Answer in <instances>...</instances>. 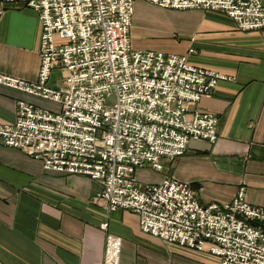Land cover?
<instances>
[{
	"label": "built area",
	"instance_id": "2783aa9c",
	"mask_svg": "<svg viewBox=\"0 0 264 264\" xmlns=\"http://www.w3.org/2000/svg\"><path fill=\"white\" fill-rule=\"evenodd\" d=\"M15 3L35 11L41 23L38 77L26 82L0 73V84L58 106L19 100L15 121L0 123V145L22 151L45 171L100 182L97 202L109 213H135L143 233L207 251L221 264H264V207L246 201L244 186L227 204L203 205L186 182L164 176L140 184L136 175L146 166L162 171L163 160L184 155L191 140L214 143L218 118L196 105L233 78L192 66L187 55L134 49V0H0V15ZM150 3L222 13L240 31L264 32V0ZM54 70L61 76L50 86ZM101 228L107 233V222ZM114 240L107 234L103 264H110Z\"/></svg>",
	"mask_w": 264,
	"mask_h": 264
},
{
	"label": "crops",
	"instance_id": "0c3cea01",
	"mask_svg": "<svg viewBox=\"0 0 264 264\" xmlns=\"http://www.w3.org/2000/svg\"><path fill=\"white\" fill-rule=\"evenodd\" d=\"M152 23L168 30L166 41L148 43ZM173 29L178 34L169 37ZM41 35L35 11L19 3L7 5L0 15V73L35 82ZM130 36L136 50L187 55L190 65L233 78L220 81L196 105L217 116V140H191L184 155L163 160L162 171L139 169L138 180L159 182L169 176L186 182L203 205L227 204L244 186L246 201L264 207V32L240 31L222 13L165 9L150 0H134ZM56 72L50 86L57 84ZM19 100L44 109L58 106L0 84V123L15 121ZM100 190L98 181L45 171L22 151L0 145L2 264H103L107 234L115 239L110 264H221L207 251L143 233L131 211L109 213L96 200ZM104 222L107 233L101 228Z\"/></svg>",
	"mask_w": 264,
	"mask_h": 264
},
{
	"label": "rangeland",
	"instance_id": "374dc122",
	"mask_svg": "<svg viewBox=\"0 0 264 264\" xmlns=\"http://www.w3.org/2000/svg\"><path fill=\"white\" fill-rule=\"evenodd\" d=\"M153 13V12H151ZM154 14H156V12H154ZM168 33V30L167 29H160L157 25H155L154 23L151 24V26L148 28V35H147V38L148 39V43L150 44H159V43H162L164 41H166V38H167V34ZM172 34H178L177 31H175L173 29V33H169V37L172 36ZM179 38H181L179 36ZM61 76V73L60 72H56L54 74V78L55 79H59ZM148 168H150L149 166H147ZM144 179V178H143ZM139 183L140 184H145L147 183V181H142V180H139ZM149 183V182H148ZM150 183H157V182H150Z\"/></svg>",
	"mask_w": 264,
	"mask_h": 264
}]
</instances>
